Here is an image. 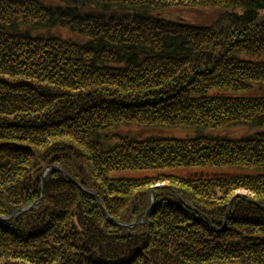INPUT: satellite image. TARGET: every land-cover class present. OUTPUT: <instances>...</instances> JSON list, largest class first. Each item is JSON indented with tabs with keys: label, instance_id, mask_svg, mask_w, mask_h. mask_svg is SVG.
Here are the masks:
<instances>
[{
	"label": "trees",
	"instance_id": "1",
	"mask_svg": "<svg viewBox=\"0 0 264 264\" xmlns=\"http://www.w3.org/2000/svg\"><path fill=\"white\" fill-rule=\"evenodd\" d=\"M0 34V258L264 264V0H0ZM48 165L82 188L49 170L7 219Z\"/></svg>",
	"mask_w": 264,
	"mask_h": 264
},
{
	"label": "bare ground",
	"instance_id": "2",
	"mask_svg": "<svg viewBox=\"0 0 264 264\" xmlns=\"http://www.w3.org/2000/svg\"><path fill=\"white\" fill-rule=\"evenodd\" d=\"M50 34H53V35H56V36H59V37H66V36H70L71 35V37H75V36H77L76 38H79L78 37V34L76 33V35H74V34H71L70 32H68L66 29H64L63 27H61V26H57V27H55V28H53V30H52V32L50 31L49 32ZM0 37H1V34H0ZM0 40H1V42H0V48H3L4 46H5V44H6V41H5V39H3V36L0 38ZM133 118V117H132ZM124 129H125V131L124 132H126V133H137V132H141V133H158V132H160V130L158 129V128H155V129H149V130H140L138 127H136V126H131V127H129V126H126V127H124ZM123 131H122V133H121V135H124L125 133H124ZM50 167H52L51 169H49V170H54V169H56V170H59L62 174H64V176L66 177V178H68L70 181H71V183L74 185H76V186H78V187H81L82 188V186L79 184V183H77L76 181H74V179H73V177L72 176H70V175H68L66 172H64L60 167H55V166H53V165H48V166H46L45 168H50ZM45 168L42 170V173H41V178L43 177V175H44V172H45ZM49 170H47V171H49ZM46 171V172H47ZM128 173H130V172H128ZM130 174H136V172H132V173H130ZM41 178H40V182H41ZM153 187H155V188H168V189H170V190H173L172 189V187L171 186H169V185H167L166 183H160V184H156V185H154ZM40 190H43V182H41L40 183ZM243 190L244 191H246V192H248L249 194H251V192L250 191H247V190H245V189H242V188H238V189H235V190H232L231 191V193L229 194V198L226 200V201H223V203H224V205L226 206L225 207V215H227V213H229V210H232V209H235V208H238V207H240L241 206V202H240V199H244L245 198V196H243V195H241L240 193H242L243 192ZM90 194H95V195H93L95 198H96V201H97V203H99V204H101V201H100V199H99V197L96 195V193H94V192H91V191H88ZM253 194V193H252ZM252 196H254V195H249V197L251 198ZM178 197V196H177ZM41 198V199H40ZM179 198V197H178ZM155 199H156V197H155V195H151V202H150V206L148 207V209L145 211V213H149L151 210H152V207H153V203L155 202ZM180 199V201L182 202V203H184V205L185 206H188L185 202H183V200L181 199V198H179ZM250 201H252V202H250V203H252L253 205H258V206H261V204L260 203H258L257 201H254L253 200V198H251V200ZM43 202V195L42 194H40V197L38 198V199H36L35 201H33V202H29V203H24V204H22V206H20L18 209L17 208H15V209H11V211L13 212L10 216H14V215H20V214H22V213H24V212H26V211H28V210H30V209H32L33 207H35V205H37L38 203H42ZM153 202V203H152ZM101 206V205H100ZM190 209H193L191 206H188ZM101 208H102V210H103V213L105 214V216H109L110 217V215H108L106 212H105V210L103 209V207L101 206ZM17 209V210H16ZM194 210V209H193ZM9 217H7V219H8ZM111 219H113L112 217H110ZM225 218H226V216H225ZM6 219V218H5ZM226 225V222H225V219L223 220V227ZM125 227V226H124ZM17 264H24V263H17Z\"/></svg>",
	"mask_w": 264,
	"mask_h": 264
},
{
	"label": "rangeland",
	"instance_id": "3",
	"mask_svg": "<svg viewBox=\"0 0 264 264\" xmlns=\"http://www.w3.org/2000/svg\"><path fill=\"white\" fill-rule=\"evenodd\" d=\"M178 15H179V13H178ZM189 15H192V14L183 12L180 16H189ZM205 16H206V14H203L201 16V18H200L201 22H203V21L204 22L205 21H208L209 22V21L212 20V15H208V17H205ZM194 20H195V16L192 19H190L189 21H194ZM250 132L251 131H249V130L243 128V127H240V128H233L232 127V130H229V131L226 130L225 133H223V134H226L227 136H230V137H239V136H242V135L244 136V135H246V134H248ZM140 134H141V136H146L147 135V133H145V134L144 133L143 134L140 133ZM155 134H162V135H165V136H174V137H180L181 138V137H191L193 133L190 134V133H188L186 131H183V130H169V131H166V132L160 131V132L155 133ZM46 174H47V172L44 173L43 177L41 178V182H44V179H45ZM132 175H135L137 177H140V176L145 175V173H137V174H132ZM155 189H156L155 187L151 188V195H155V192H154ZM40 194L43 195V190H40ZM240 194L243 195V196H245V197H249V195H253L252 193L249 194L248 192H246L244 190ZM153 205H154V203H153ZM15 216L16 215L9 216L8 219H10L12 217H15ZM132 225H133V223H132ZM130 227L131 226L126 227V228H130ZM0 264H13V263L7 261L5 258L4 259L3 258H0Z\"/></svg>",
	"mask_w": 264,
	"mask_h": 264
},
{
	"label": "water",
	"instance_id": "4",
	"mask_svg": "<svg viewBox=\"0 0 264 264\" xmlns=\"http://www.w3.org/2000/svg\"><path fill=\"white\" fill-rule=\"evenodd\" d=\"M52 167H50V168H45V172L47 171V170H49V169H51ZM44 172V173H45ZM93 195H95V194H93ZM41 199V198H40ZM124 225V224H123ZM125 227H129V226H132V225H124Z\"/></svg>",
	"mask_w": 264,
	"mask_h": 264
}]
</instances>
